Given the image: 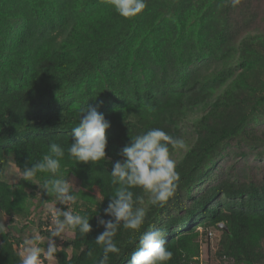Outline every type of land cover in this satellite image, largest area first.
<instances>
[{
    "label": "trees",
    "instance_id": "1",
    "mask_svg": "<svg viewBox=\"0 0 264 264\" xmlns=\"http://www.w3.org/2000/svg\"><path fill=\"white\" fill-rule=\"evenodd\" d=\"M146 3L124 18L110 0H0V213L25 220L56 200L39 186L50 174L11 183L4 168L12 157L22 172L51 143L60 145L64 177L80 183L71 207L88 216L92 231L70 229L53 257L98 264L103 250L95 237L104 229L97 221L110 218L103 209L119 188L111 160L121 159L131 138L160 128L189 146L176 162L174 195L152 205L150 194L131 189L143 198L145 223L135 233L120 225L114 240L121 252L110 253L108 264H128L150 226L166 233L168 264H202L211 228L221 231L220 257L264 264V0ZM89 106L111 122V160L85 164L68 154L71 129ZM169 148L174 159L180 151ZM221 221L229 232L218 228ZM44 224L40 231L51 237ZM25 228L17 236L0 227V264H20L16 243Z\"/></svg>",
    "mask_w": 264,
    "mask_h": 264
},
{
    "label": "clouds",
    "instance_id": "2",
    "mask_svg": "<svg viewBox=\"0 0 264 264\" xmlns=\"http://www.w3.org/2000/svg\"><path fill=\"white\" fill-rule=\"evenodd\" d=\"M115 11L124 18H132L140 14L147 6L146 0H110ZM235 7L240 0H231ZM102 103V102H101ZM111 127V122L97 107H84L80 109L79 123L71 129L72 143L67 149L69 156L78 162L88 164L99 162L105 158L108 138L106 130ZM173 150H187L188 145L183 138L174 137L160 128H153L147 132L131 138L130 143L123 147L119 155L121 159L112 161L111 183L119 185L115 195L109 198L107 207L103 209L106 216L98 218V225L104 231L95 237L96 244L100 245L103 255L98 264H108L109 254L119 255L121 252L114 238L122 224L126 230L140 232L147 215L143 198L135 196L131 190L142 188L150 194L152 205H162L174 195L180 179L176 171V161L170 155ZM65 150L56 143L49 145V153L42 159L32 163L31 167H24L21 179L35 183L36 174H50L39 185L50 196H55L59 204L66 207L50 209L54 228L51 236L61 237L66 229H78L81 234L92 231L90 219L86 215L75 213L71 205L77 202V195L72 181L65 178L62 173V160ZM219 224V223H218ZM219 228V227H218ZM220 229V228H219ZM223 230V229H221ZM215 233L213 229L209 230ZM166 233L160 228L150 226L144 231L137 242L136 250L131 254L128 264H168L173 257V252L166 247ZM39 237L24 242L20 253V264H42V249L35 245ZM56 253L54 242L47 247V257L52 258ZM90 256L92 252L88 253Z\"/></svg>",
    "mask_w": 264,
    "mask_h": 264
},
{
    "label": "rangeland",
    "instance_id": "3",
    "mask_svg": "<svg viewBox=\"0 0 264 264\" xmlns=\"http://www.w3.org/2000/svg\"><path fill=\"white\" fill-rule=\"evenodd\" d=\"M186 125L191 129L193 128V122L189 121L186 123ZM264 125V123L262 124ZM180 152L177 153V155L174 157V160L177 162L185 152V150H179ZM223 164L231 163L233 160L231 158H224L222 160ZM229 165V166H230ZM22 172L20 171L19 167L16 165L14 159L12 157L9 158L7 161V164L4 168V177L9 180L11 183H17L21 179ZM73 182L75 188L80 187L79 181L71 178L69 179ZM95 194L98 197H101L98 189L94 190ZM55 207H61V204L57 200L51 201L48 204H46L45 208H39L35 209L31 212L29 218L27 219H18L14 218L13 221H10V217L5 214L0 213V227H2L5 230H9L14 232L18 236L19 234V228L26 225V228L24 230L23 236V242L16 243V249L21 253V251L24 248V242L26 240L32 239L33 236L39 237L38 241H35V245L40 247L42 251V257L41 261L42 264H56V259L54 257L48 258L47 253V245L50 242H54L55 246H58L59 248H63L64 242L71 238V230L66 229L65 232L62 234L61 237H47V234L43 233V231H40V227H38V224L40 220H43L45 222L44 229L47 231H51L54 228L53 218L52 214L50 212V209ZM213 232L215 233L214 237L212 239H208V241H205L202 244V254H201V262L202 264H236L231 259L220 257L216 250L218 248V242L221 237V231L217 228H212ZM1 242V239H0ZM69 254H71L72 250L68 249Z\"/></svg>",
    "mask_w": 264,
    "mask_h": 264
},
{
    "label": "water",
    "instance_id": "4",
    "mask_svg": "<svg viewBox=\"0 0 264 264\" xmlns=\"http://www.w3.org/2000/svg\"><path fill=\"white\" fill-rule=\"evenodd\" d=\"M218 227H219L220 229H223V230L226 231V232H229V231H230V230H229V227H228V225H227V223H226L225 221H221V222H219Z\"/></svg>",
    "mask_w": 264,
    "mask_h": 264
},
{
    "label": "built area",
    "instance_id": "5",
    "mask_svg": "<svg viewBox=\"0 0 264 264\" xmlns=\"http://www.w3.org/2000/svg\"><path fill=\"white\" fill-rule=\"evenodd\" d=\"M210 235H213V233H212V232H210Z\"/></svg>",
    "mask_w": 264,
    "mask_h": 264
}]
</instances>
